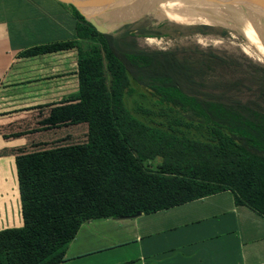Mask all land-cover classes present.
<instances>
[{
    "label": "trees",
    "instance_id": "16d2710c",
    "mask_svg": "<svg viewBox=\"0 0 264 264\" xmlns=\"http://www.w3.org/2000/svg\"><path fill=\"white\" fill-rule=\"evenodd\" d=\"M53 1L69 15L71 37L17 54L74 49L76 87L0 113L2 139H23L9 148L21 224L0 228V264H58L85 220L152 212L223 189L264 216V64L211 49L189 59L183 48L140 47L135 32H159L128 23L99 32L73 5ZM209 72L222 78L206 81ZM131 83L155 99V122L151 110L134 107L143 120L126 105Z\"/></svg>",
    "mask_w": 264,
    "mask_h": 264
},
{
    "label": "crops",
    "instance_id": "0c3cea01",
    "mask_svg": "<svg viewBox=\"0 0 264 264\" xmlns=\"http://www.w3.org/2000/svg\"><path fill=\"white\" fill-rule=\"evenodd\" d=\"M71 35L69 15L53 0H0V113L12 110L1 108L10 97L29 101L23 108L37 92H43L36 100L42 103L75 89V66L59 78H39L44 70L63 66H49L63 61L51 58L66 53L75 58L74 49L17 54L31 44ZM68 81L71 87L64 90ZM20 84L34 90L9 93ZM22 142L0 135V228L21 224L9 148ZM58 264H264V216L223 189L152 212L92 218L80 224Z\"/></svg>",
    "mask_w": 264,
    "mask_h": 264
},
{
    "label": "rangeland",
    "instance_id": "374dc122",
    "mask_svg": "<svg viewBox=\"0 0 264 264\" xmlns=\"http://www.w3.org/2000/svg\"><path fill=\"white\" fill-rule=\"evenodd\" d=\"M207 3L209 6L213 8H217L220 10L223 9L224 11H228L233 16L237 17L238 19L242 20L245 23L254 24L250 19L246 17L244 12L241 11L240 8L236 6L235 4L217 3V2H211L208 0H207ZM171 6L172 7L177 6L176 8H178L177 0H167L166 2L163 3V5H158L156 8L158 9L162 8V10L165 11L164 9L165 7H171ZM179 10H181V8ZM184 16L185 14H180L178 17H174V19L168 16L169 18L168 19L167 17L156 15L154 11H149L143 14L142 16H140L139 18L135 19L134 21L128 22L129 24L128 27L134 31L137 29V27L144 26L146 29L150 31L159 32L158 35H152V34L141 35L135 32L136 43L140 47H145L148 49H155V48H178L180 49V48H183L184 51L187 52L189 59H193V55L197 56L199 49H204V50L211 49L214 52H217L219 54L232 55L234 57H237L238 55L243 54L252 60H256L264 64V56L256 52L254 48L250 47L245 42V39L242 36V34L238 32L236 29L230 28L222 24H217V23H203L205 21L207 22L208 19H202L201 17L191 18L190 21H188V23H182L184 22V20H182ZM102 21H107V20H102ZM198 24H207L210 27L209 30L211 31L212 34L210 32L204 33V34L194 32L192 28ZM122 25L123 24H120V25L110 24L108 30L116 32L115 30L121 29ZM262 29H264V25ZM220 31H224L223 36H220L221 34L219 33ZM259 34L261 35L260 38L264 41V30L263 31L260 30ZM244 46H249L248 49L250 51V55L248 53H245L242 50V47ZM194 48H196V51L192 52L191 49H194ZM182 54H183L182 52L180 51L178 52V56H181ZM72 56L73 54L66 53V54H62L60 56L51 58L53 60L62 58L63 61H55V62L49 63L48 64L49 66L50 64L52 66L55 65V63L60 64L58 62L64 63L63 66L57 69L44 70L43 71L44 75H42L39 78L45 81V78H50L53 76H58L59 78L61 74L65 75L67 73H71L72 71L69 68H72L73 66H75V65H71V62L75 60V58H73ZM223 75L229 76V73L225 72L223 73ZM210 78H222V77L217 76L215 72H212V73L209 72L205 80L207 81ZM35 80H37V78L33 77L29 81H31L33 84ZM69 82L70 81H68V83H65L68 85L63 87L64 90L71 87V85H69ZM131 84L133 86L134 91H132L129 94H125L124 99H125L126 105L132 111V113H134L136 116H138L139 118L143 120L144 119L146 120L147 116L143 114L139 109H136L134 107L139 106L140 108H147L151 110L148 116H151V121L155 122V110H156L155 99L151 96L150 91L144 86L136 85L133 83ZM20 85L14 86L15 89L16 88L17 89L14 92L10 91L9 93L17 94L19 92L34 90L33 89L34 87L27 88V89H21L24 85L22 84ZM4 89L1 88V91H3ZM202 89H205V88H202ZM42 93L43 92H37L35 94L36 97L31 99L32 101L30 104L31 105L36 104V103L38 104V101L36 100L42 98L40 95ZM8 101L9 102L4 101V103L1 104V108L9 107L12 110L13 108L18 109L20 108V105H22L23 103L29 102L27 100H23V98L20 96L10 97Z\"/></svg>",
    "mask_w": 264,
    "mask_h": 264
},
{
    "label": "bare ground",
    "instance_id": "6f19581e",
    "mask_svg": "<svg viewBox=\"0 0 264 264\" xmlns=\"http://www.w3.org/2000/svg\"><path fill=\"white\" fill-rule=\"evenodd\" d=\"M163 2H160L158 5H163ZM178 8L177 6H171V7H165V11L161 9L156 8L155 14L158 16H164V17H171L174 19V17H178L180 14H185L184 22L182 23H188L191 18H196V17H201L202 19H208L207 22L203 23H217V24H222L225 26H228L230 28L236 29L238 32L242 34V36L245 39V42L252 48L255 49L256 52L264 56V41L260 38V30L263 31V25L264 22L257 17L244 13L248 19H250L256 27L252 26L249 23H245L239 20H235L226 16H223L218 13H214L207 8L199 5L193 0H177ZM138 6V5H136ZM237 6V5H236ZM160 8V7H159ZM144 9H142L143 11ZM141 12V11H140ZM113 15V16H112ZM137 15L136 12H133L131 9L128 7H121L116 10H112L111 12L102 15L100 19L102 20H108L107 18H112L111 20L115 21H122V20H129L132 18H135ZM167 15V16H166ZM108 16V17H107ZM183 16V15H182ZM206 17V18H205ZM169 19V18H168ZM155 38V37H154ZM200 38V37H199ZM205 39V37H204ZM243 46V45H242ZM249 46H244L242 47V50L245 53H248L250 55L249 51Z\"/></svg>",
    "mask_w": 264,
    "mask_h": 264
},
{
    "label": "water",
    "instance_id": "95a60500",
    "mask_svg": "<svg viewBox=\"0 0 264 264\" xmlns=\"http://www.w3.org/2000/svg\"><path fill=\"white\" fill-rule=\"evenodd\" d=\"M73 5L84 17L92 24V26L99 32H108L111 25L125 24L139 18L143 14L156 10L160 2L167 0H57ZM217 3H229L237 5L244 13L251 14L264 22V0H208ZM138 5V6H136ZM121 7H128L137 15L133 19L115 21L109 17L107 21H102L100 17L112 10ZM142 9H144L142 11ZM141 11V12H140ZM108 17V16H107ZM135 211L131 215L139 214Z\"/></svg>",
    "mask_w": 264,
    "mask_h": 264
},
{
    "label": "flooded vegetation",
    "instance_id": "af4514ba",
    "mask_svg": "<svg viewBox=\"0 0 264 264\" xmlns=\"http://www.w3.org/2000/svg\"><path fill=\"white\" fill-rule=\"evenodd\" d=\"M209 29L210 27L207 25V24H204V25H202V24H198V25H196V26H194L193 28H192V30L194 31V32H196V33H211V31L210 30H208V31H206V32H202L201 30L202 29ZM212 34V33H211ZM224 35V33H222V34H220V36H223ZM261 36V35H260ZM160 49H166V48H160Z\"/></svg>",
    "mask_w": 264,
    "mask_h": 264
}]
</instances>
